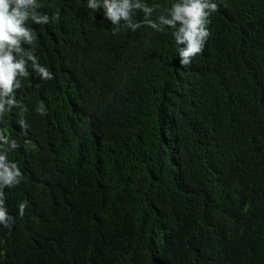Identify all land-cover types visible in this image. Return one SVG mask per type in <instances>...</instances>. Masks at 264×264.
<instances>
[{
  "label": "trees",
  "instance_id": "obj_1",
  "mask_svg": "<svg viewBox=\"0 0 264 264\" xmlns=\"http://www.w3.org/2000/svg\"><path fill=\"white\" fill-rule=\"evenodd\" d=\"M213 2L183 67L171 28L113 34L88 0H38L59 17L29 21L53 78L29 62L27 129L15 107L0 125L23 174L0 264H264V0Z\"/></svg>",
  "mask_w": 264,
  "mask_h": 264
},
{
  "label": "clouds",
  "instance_id": "obj_2",
  "mask_svg": "<svg viewBox=\"0 0 264 264\" xmlns=\"http://www.w3.org/2000/svg\"><path fill=\"white\" fill-rule=\"evenodd\" d=\"M87 7L94 11L103 10L104 18L115 26L113 34L118 33L121 26L133 32L145 25L156 31L173 29L180 65L183 67L190 66L192 60L202 52L210 36L209 18L218 9L213 0H179L153 18L157 6H149L144 0H88ZM39 8L38 0H0V125L4 124L5 115L15 107L19 109L18 123L22 129H27L23 119L27 109L17 103L13 93L22 87V79L29 76V62L42 80L53 78V74L38 62L34 54L36 34L29 21L44 25L59 17L54 15L50 18L47 14H41L37 11ZM138 12L143 13L142 20L135 18ZM24 45L30 47L26 49ZM36 111L41 115L46 114L44 104H39ZM17 147V141L0 128V225L5 228L11 226L14 217L5 207L4 189L15 187L23 180L17 163L9 161L7 156ZM26 207L25 202L19 203L20 216L24 215Z\"/></svg>",
  "mask_w": 264,
  "mask_h": 264
}]
</instances>
